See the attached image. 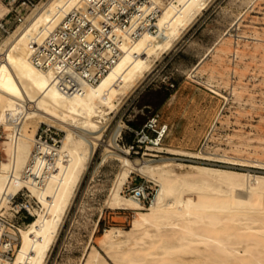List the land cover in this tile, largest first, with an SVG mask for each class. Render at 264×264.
<instances>
[{
  "label": "bare ground",
  "instance_id": "6f19581e",
  "mask_svg": "<svg viewBox=\"0 0 264 264\" xmlns=\"http://www.w3.org/2000/svg\"><path fill=\"white\" fill-rule=\"evenodd\" d=\"M153 1L161 5L160 0ZM211 2L176 0L162 9L154 34H145L136 41L121 35V52L107 73L95 84L78 80L79 89L72 94L60 90L53 70L39 69L32 63V45L82 0H48L2 38L0 151L5 159H0V217H14L10 200L20 191L27 192L28 201L34 199L38 208L30 210L34 219L16 232L5 230L0 222V235L6 233L11 240H18L12 261L0 259V264L47 263L99 147L103 162L114 158L120 163L106 205L135 213L129 230L112 228L103 234L100 246L112 260L118 264H264V176L199 165H189L184 173L176 172L175 166L184 165L173 158L132 160L130 148L118 143L126 127L121 122L104 139L112 115L118 113L124 98L143 87L155 64L164 54L175 51ZM5 12L0 4V16ZM237 23H231V27ZM92 37L89 35L88 41ZM224 37L233 35L229 30ZM215 49L201 56L191 70V79L196 78ZM42 125L61 133L57 147L37 142ZM166 128L155 127L158 134L149 151L165 150L171 155L205 161L215 158L202 150L191 153L163 148ZM219 159L229 166L253 167L250 161L224 156ZM133 173L158 187L148 208L122 195ZM96 227L97 223L93 232ZM3 245L8 247L11 242ZM82 264L107 263L89 244Z\"/></svg>",
  "mask_w": 264,
  "mask_h": 264
},
{
  "label": "rangeland",
  "instance_id": "374dc122",
  "mask_svg": "<svg viewBox=\"0 0 264 264\" xmlns=\"http://www.w3.org/2000/svg\"><path fill=\"white\" fill-rule=\"evenodd\" d=\"M234 22L238 23L231 27ZM229 30L233 37H224ZM263 40L264 0L251 3L248 0H213L189 28L176 47L177 51L164 54L143 87L124 98L118 113L112 115L104 139L121 122L126 127L118 143L126 148L133 145L134 149H130L132 160L173 158L184 165L183 168L175 166L176 172L184 173L189 165H199L264 176V166L254 164H264ZM215 46L196 75L195 79L200 82L191 79L189 75L201 56ZM208 83L212 88L206 85ZM152 117H156V129L161 125L167 127L163 148L191 153L202 150L215 158L205 161L171 155L165 150L149 151L148 147L153 146L149 139L154 133L143 130V126ZM101 154L99 147L46 264H82L89 244L107 264H118L100 246V241L105 230H129L135 213L106 205L120 163L114 158L103 162ZM222 156L250 161L253 167L226 165L219 159ZM0 159H5L2 151ZM144 180L154 184L150 179L131 174L122 195L127 196L125 188L130 183ZM154 186L155 196L158 187ZM32 220L29 218L26 225ZM95 223L97 227L93 232Z\"/></svg>",
  "mask_w": 264,
  "mask_h": 264
},
{
  "label": "built area",
  "instance_id": "2783aa9c",
  "mask_svg": "<svg viewBox=\"0 0 264 264\" xmlns=\"http://www.w3.org/2000/svg\"><path fill=\"white\" fill-rule=\"evenodd\" d=\"M47 1L0 0V4L6 9L0 16V41L17 26L24 24L26 17L38 5ZM160 1L161 5L153 0H82V4L66 12L40 42L32 45V63L39 69L53 70L60 90L67 94L79 89L78 80L95 84L117 60V55L121 52L118 47L119 37L127 35L131 41H136L145 34H154L162 9L176 3V0ZM59 15L60 13H57V16ZM89 35L93 36L91 41L87 39ZM106 53L111 56L107 57ZM156 122V117H152L143 126V130L154 133L153 138L149 139L151 144L158 134L155 129ZM60 135L55 129L42 125L37 142L57 147ZM140 142L141 140L138 143ZM128 147L131 151L134 149L133 145ZM155 191L154 184L146 180L142 183H130L125 188L126 195L139 201L143 208L149 206ZM28 197L27 192L20 191L11 198L10 205L15 213L14 217L9 220L0 217L5 230L16 232L19 227L27 224L29 218L34 219L30 210L38 208V204L34 199L29 202ZM0 236V259L10 263L18 240H11L10 235L6 233ZM8 240L11 245L1 247V244Z\"/></svg>",
  "mask_w": 264,
  "mask_h": 264
}]
</instances>
